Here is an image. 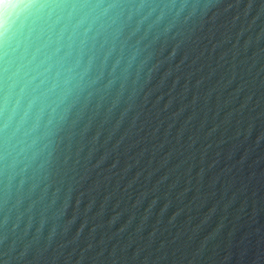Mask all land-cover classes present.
Returning <instances> with one entry per match:
<instances>
[{
	"label": "water",
	"instance_id": "obj_1",
	"mask_svg": "<svg viewBox=\"0 0 264 264\" xmlns=\"http://www.w3.org/2000/svg\"><path fill=\"white\" fill-rule=\"evenodd\" d=\"M187 2L197 15L141 42L119 100L116 80L64 129L52 182L6 225L0 209V261L264 264V0ZM27 3L0 0L20 46L41 39Z\"/></svg>",
	"mask_w": 264,
	"mask_h": 264
},
{
	"label": "clouds",
	"instance_id": "obj_2",
	"mask_svg": "<svg viewBox=\"0 0 264 264\" xmlns=\"http://www.w3.org/2000/svg\"><path fill=\"white\" fill-rule=\"evenodd\" d=\"M23 15L41 37L38 42L20 46L11 31H0V209L4 225L12 209L18 210L24 196H31L41 180L52 182L49 169L58 160L64 129L75 128L93 93L101 92L103 98V90L119 80L115 104L133 62L151 43L141 42L149 34L155 39L174 27L179 31L197 15V8L187 0H28ZM147 59H139L137 79ZM105 69L109 79L97 86ZM13 192L16 198L10 205Z\"/></svg>",
	"mask_w": 264,
	"mask_h": 264
}]
</instances>
